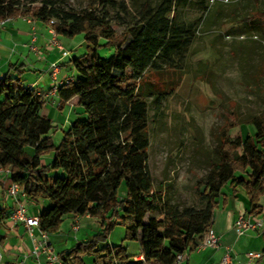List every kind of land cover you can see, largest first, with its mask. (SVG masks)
Returning <instances> with one entry per match:
<instances>
[{"label":"trees","instance_id":"trees-1","mask_svg":"<svg viewBox=\"0 0 264 264\" xmlns=\"http://www.w3.org/2000/svg\"><path fill=\"white\" fill-rule=\"evenodd\" d=\"M181 3L185 0H158L152 6L142 2L118 35L104 10L118 9V23L128 11L113 0H94L78 13L61 9L52 0L25 10L13 0H0V20L22 16L47 25L53 20V30L73 29L86 45L85 53L69 62L77 76L58 90V109L76 98L86 118L74 120L58 144L50 136L52 121L41 116L43 102L23 85L25 67L10 64L0 75V169L8 171L9 183L18 185L28 204L46 203L37 216L40 230L57 233L68 215L100 221L96 234L67 252L72 258L68 264H84L86 256L93 264H141L123 245H108L116 226L123 227L124 242L138 245L145 263L172 264L176 255L190 253L201 243L226 187L244 191L248 218L262 213L264 114L240 122L252 134L243 139L227 135L214 150L216 159L202 184L205 208L178 209L153 188L147 170L148 106L141 87L151 74L183 71L199 21L179 23L176 5ZM199 4L201 13L207 12V0ZM98 5L101 10L96 11ZM88 11L94 16L81 18ZM243 21L262 28L264 11ZM101 47H114V52L102 58L97 52ZM48 155L51 160L45 162ZM122 185L125 193L120 196ZM149 214L162 219L148 218Z\"/></svg>","mask_w":264,"mask_h":264},{"label":"rangeland","instance_id":"rangeland-1","mask_svg":"<svg viewBox=\"0 0 264 264\" xmlns=\"http://www.w3.org/2000/svg\"><path fill=\"white\" fill-rule=\"evenodd\" d=\"M13 1L25 10L39 7L42 0ZM52 1L59 8L75 13L86 10L94 2ZM113 1L124 5L128 11V16H123V22L118 23V9L104 10L109 16L111 29L121 35L125 23L131 22V16L142 2L148 1L152 6L158 0ZM199 2L185 0V3L176 5L179 23L199 21L198 32L185 55L183 71L151 74L141 87L148 106L147 170L153 188L161 190L165 200L178 209L205 208L202 184L206 181L210 162L216 159L214 150L227 135L231 139H243L252 134V130L240 126V122L264 114V21L262 28L249 26L243 21L251 13L264 11V0H207L208 10L203 13ZM95 8L99 11L101 5ZM94 14V11H88L81 18ZM54 39L59 44L63 41L66 51L71 49L68 50L70 60L86 51L83 35L75 34L73 29L54 30ZM69 41L70 46L67 45ZM103 43L101 40L100 45ZM97 52L100 57L108 58L114 47H101ZM68 64L69 61L59 63L63 72L77 76L72 65ZM79 108L73 110L69 117L64 111L59 121L53 115L51 121L55 128L50 136L55 144L60 142L63 131L74 120L86 118ZM27 151L31 154V150ZM43 160L49 162L51 155L43 157ZM124 193L122 185L118 194L122 196ZM35 211L37 208L33 206L31 212ZM148 218L160 220L162 216L149 214ZM96 222L98 227L92 235L100 229V221ZM115 228L117 233L112 235V240L121 245L119 230L124 235V229L121 226ZM110 235L107 238L109 246ZM123 243L130 246L131 253L133 245Z\"/></svg>","mask_w":264,"mask_h":264},{"label":"crops","instance_id":"crops-1","mask_svg":"<svg viewBox=\"0 0 264 264\" xmlns=\"http://www.w3.org/2000/svg\"><path fill=\"white\" fill-rule=\"evenodd\" d=\"M53 39L47 24L30 17H12L10 21L0 26V75L7 73L10 64L24 66L27 72L23 75V85L34 94L41 95L40 100L43 102L41 116L51 120L54 115L59 121L64 111H67L69 117L73 110L80 108L77 99L72 98L59 110L58 92L55 95L50 93L53 86L60 88L64 80L72 82L75 77L63 72L59 65L60 62L65 64L66 61L70 62L71 49L66 51L63 41L60 42L61 45L56 41L64 51L69 52L67 56L62 57V52L56 46L49 45ZM71 42L69 41L67 45L70 46ZM53 63L59 67L55 82L49 72V66ZM68 66H71L70 63ZM8 184V173L2 170L0 172V236L3 240L0 239V264H47L43 255L36 257L32 254L34 242L29 237L27 228L21 223L11 224L8 221V214L14 207L13 200L5 193ZM259 205L262 207V213L257 218L262 221V227L259 230L237 235L234 223L240 216L248 218L249 201L241 188H236L234 191L228 187L223 189L221 197L217 200L210 226V230L219 238V247L216 249L197 247L194 251L185 253L180 264H223L222 259L225 255L228 256L227 264H264V196L259 199ZM33 206L37 208L34 213L31 212ZM44 207H46L45 202L27 204L28 214L38 216ZM96 220L89 216L68 215L63 218L57 233L48 234L53 251L57 255L64 254L62 264L71 263L72 258L66 257L67 252L75 244L86 241L91 237L92 232L97 230ZM74 222L78 225L76 232L71 229ZM116 229H113L109 237L110 246H116L118 243L115 239L112 240V235L117 233ZM119 232L121 245L126 248L129 255L133 256V260L138 258V245L129 243L133 245L130 253V246L123 243L122 230L120 229ZM38 233L37 229L32 230L34 237H37ZM82 261L84 264H93L92 257H83Z\"/></svg>","mask_w":264,"mask_h":264},{"label":"built area","instance_id":"built-area-1","mask_svg":"<svg viewBox=\"0 0 264 264\" xmlns=\"http://www.w3.org/2000/svg\"><path fill=\"white\" fill-rule=\"evenodd\" d=\"M11 19L12 17L6 16L4 19L0 20V26H3ZM53 23H54L53 21L49 22V27H50L49 31L54 37V30L51 27ZM49 45L56 46L62 52V57L68 55V53L61 48V46L56 42L55 39L51 40L49 42ZM49 72L53 82H55L56 76L59 73V67L55 63H53L49 66ZM68 82L71 81L66 79L63 81L62 85L67 84ZM58 90L59 87L55 85L52 87L50 93L52 95H55L58 92ZM35 95L41 97L39 93H36ZM1 171L2 169H0V172ZM6 172L8 173V171ZM5 193L6 196L8 198H11L14 203L13 209L8 214V221L11 224L21 223L27 228L29 232V237L34 242L32 254L35 255L36 257H38L39 255H43L47 261V264H62L61 260L58 258V255L55 254L53 251L52 245L49 241L48 234L40 230L38 217L28 214V208H27L28 203L26 201V196L24 192L20 190L17 184L9 183ZM261 227H262V221L258 218H245L243 216H240L237 218V220L234 223V228L237 235H242L247 231L259 230ZM33 229H37L39 231L38 233L39 235L37 237L33 236L32 234ZM71 229L74 232L78 230V225L76 224V222L72 224ZM197 247L203 249L206 248L216 249L219 247V238L215 236L213 232L209 229L206 232L203 240ZM183 258H184V254L176 255L172 264H180ZM134 261H139L141 262V264H149V263H145L143 258L140 256L138 258H135ZM227 262H228V256L225 255L222 259V263L227 264Z\"/></svg>","mask_w":264,"mask_h":264}]
</instances>
